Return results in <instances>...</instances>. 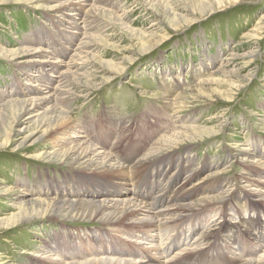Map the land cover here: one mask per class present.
I'll return each mask as SVG.
<instances>
[{"label": "rangeland", "instance_id": "1", "mask_svg": "<svg viewBox=\"0 0 264 264\" xmlns=\"http://www.w3.org/2000/svg\"><path fill=\"white\" fill-rule=\"evenodd\" d=\"M78 1L0 0V106L14 102L0 107V264H35L39 262L35 256L45 242L50 255H54L50 243L55 248L58 241L52 242L53 236L64 226L75 232L109 230L93 218L87 222L89 216L48 220L38 218L44 211L38 216L20 210L16 204L17 194L25 191L18 180L32 181L40 173L53 177L68 170L66 160L54 158L68 150L67 145L54 146L53 139H47L50 137L40 138L50 119L46 108L55 103L38 109L33 117L26 115L31 105L25 93L28 84L40 89L55 87L51 76L64 71L60 63H54L56 58L69 60L55 52L61 47L71 49L67 56L80 62L73 52L80 41L86 46L79 75L64 76L70 85L67 91H93L88 99L70 104L72 117L78 119L89 112L90 117L97 118L107 109L109 119H125L127 128L120 138V156L125 157L128 145L132 147L142 141L147 151L160 135L173 128L177 118L166 110L161 99L183 92L190 111L181 114L180 120L189 117L196 131L190 135L197 142L196 147L186 148L192 149L189 152L195 160L184 166L188 169L185 171L181 166L184 146L170 154H175L171 159L178 161L185 185L190 187L203 178L206 175L203 165L220 159L221 152L216 148L226 144L235 154L227 162L234 165L229 176H232L230 191L235 195L229 199L237 194L248 195L241 189L244 185L241 179L254 178L237 168L236 155L239 150L251 148L248 144L251 139L258 138L264 143V0H91L90 7L83 11L84 35L76 37V29L70 28L75 17L63 16L70 8L62 5H73L74 10L80 6ZM37 35L43 40L35 43ZM219 46L221 54L215 60L216 66L226 62L225 58L231 60L229 53L252 54V58L232 60L228 74L223 77L210 76L215 65L197 71ZM26 72L31 75L24 76ZM108 77L111 82L104 81ZM205 79L213 82L201 85L200 89V81ZM188 88L190 91H186ZM203 185L205 193L210 187L206 189L207 184ZM229 206L234 207L232 202ZM209 213L205 210L195 214L194 219L189 218L193 219L195 229L203 228V221L209 224L222 221L219 215L213 221ZM233 218L232 212L226 213V219L234 221ZM143 257L146 258L144 254Z\"/></svg>", "mask_w": 264, "mask_h": 264}, {"label": "bare ground", "instance_id": "2", "mask_svg": "<svg viewBox=\"0 0 264 264\" xmlns=\"http://www.w3.org/2000/svg\"><path fill=\"white\" fill-rule=\"evenodd\" d=\"M90 1L76 2L80 6L74 10L73 5H62L70 8L63 16L69 14L75 17L70 28L76 29V33L69 31V34L75 33L76 37L79 34L84 35L86 25L83 11L87 9ZM115 21L121 23L119 18ZM41 40L43 39L37 35L34 42ZM218 48L207 61L200 64L197 71L202 69L203 72L209 66L215 65L216 69L210 72V76L223 77L228 74L227 68L232 60L244 59L245 56L252 58V54L229 53L232 59L229 61L225 58L226 62H219L216 66V59H220L221 54V46ZM65 49L61 47L55 51L60 57L69 59L66 62L56 58L54 62L60 63V67L64 69L58 73L59 76H51L56 83L55 87L46 86L40 89L28 84L25 93L31 99L30 108L26 110L29 117H33L38 109L47 104L55 103L52 108H46L50 119L40 138L46 140L45 137H50L47 139H53L54 146L64 148L67 145L68 150L61 151L54 158L61 157L66 160L68 170L57 172L53 177L50 173H40L32 181L18 180L20 188L24 187L26 193L22 189L21 195L17 194L16 204L20 210L35 214L44 211L40 216L38 214V218L45 217L48 220L54 218L56 221L67 216H89L87 222H92L93 218L109 230L75 232L64 226L61 232H56V236H53L52 242L58 241L54 244L55 248L50 243L54 255H50L49 246L45 242L43 249L35 256L39 260L35 264H264L262 140H249L251 148L239 150L236 155V166L242 174L254 176L251 180L241 179L244 181L241 189L248 195L237 194L236 198L229 199L235 195L230 191L232 176H229L234 165L227 162L231 157L234 159L235 154L227 144L221 149L216 148L217 152H221L220 159L203 165L206 175L199 180L196 177L198 182L187 187L178 161L173 162L171 159L175 154H170L184 146L185 154L181 166L185 171L188 169L184 166L190 160H195L194 155L189 152L192 149L186 148L196 147L197 142L190 139V135L196 131L190 125L189 117L185 116L180 120L181 114L190 108L187 97L182 92L175 97L161 99L166 110L172 111L177 118L173 128L160 135L159 139L148 146L147 151L146 146L142 145L144 141L132 147L128 145L125 150L127 154L122 157L119 155L122 152L120 138L127 128L125 119H109L107 109L99 113L97 118L90 117L89 112L83 113L78 119L72 117L70 104L88 99L93 91H67L70 85L64 76L79 75L84 65L86 46L80 41L73 52L75 60L80 62L67 56L71 49ZM209 62L212 64L209 65ZM193 67L191 65V69ZM30 75L31 73L26 72L24 76ZM111 80V77L104 79ZM211 82L213 80H201L200 89L201 85ZM197 93L202 95L199 91ZM7 103L12 105L14 102L5 104ZM30 138L27 140L30 141ZM139 152L142 153L138 154ZM120 158L125 160L121 161ZM158 164L161 165L154 167ZM223 166L224 169H219ZM140 173L142 176L138 177ZM214 183L216 186L213 187L211 184ZM203 184H207L206 189L210 187L205 193H202ZM231 202L234 206L232 209L229 206ZM205 210L210 211L213 221L217 220L218 215L222 221L213 224L203 221L204 227L195 229V214ZM227 212L233 213L234 221L226 219ZM184 223L181 229L176 228ZM188 225L190 226L187 228ZM59 245L64 248L60 249ZM155 257L156 260L153 259Z\"/></svg>", "mask_w": 264, "mask_h": 264}]
</instances>
